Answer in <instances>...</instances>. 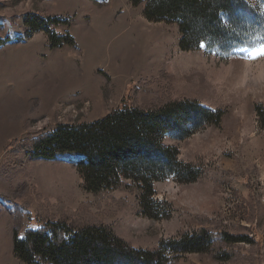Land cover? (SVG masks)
I'll return each mask as SVG.
<instances>
[{
	"label": "rangeland",
	"instance_id": "1",
	"mask_svg": "<svg viewBox=\"0 0 264 264\" xmlns=\"http://www.w3.org/2000/svg\"><path fill=\"white\" fill-rule=\"evenodd\" d=\"M101 24L118 26L108 42L88 32ZM51 33L70 43L52 46ZM180 37L177 24L147 20L130 0H0V264H23L13 251L17 205L20 237L46 222L103 224L134 249L164 245L161 264H264V57L245 51L264 47V38L184 51ZM169 100L196 101L220 118L183 141L166 138L196 177L154 184L158 219L142 213L130 189L88 192L77 156L10 167L15 139L89 123L123 104ZM200 228L247 240L217 236L205 252L171 254L173 242Z\"/></svg>",
	"mask_w": 264,
	"mask_h": 264
},
{
	"label": "trees",
	"instance_id": "2",
	"mask_svg": "<svg viewBox=\"0 0 264 264\" xmlns=\"http://www.w3.org/2000/svg\"><path fill=\"white\" fill-rule=\"evenodd\" d=\"M143 6V14L153 22L177 24L179 47L189 51L205 43L229 51L237 45L264 38V0H130ZM34 18V17H33ZM27 24L36 29L39 18ZM50 22H59L51 19ZM43 28V27H42ZM70 40V39H69ZM52 46L68 39L51 33ZM220 114L196 101L169 100L158 106H127L107 116L83 124L58 123L52 132L29 134L9 146L10 167H21L25 160H46L77 156L85 188L98 194L118 188L134 192L145 216L160 217L153 209L154 184L169 178L189 182L196 177L191 166L179 158L177 144L205 124H212ZM22 156V157H20ZM18 221L14 228L13 251L23 264H161L167 251L134 249L103 224L72 228L62 222H46L38 228H26L23 237V211L14 210ZM206 228L185 233L172 244V253L205 252L216 237L241 242L246 237L227 232L217 235Z\"/></svg>",
	"mask_w": 264,
	"mask_h": 264
},
{
	"label": "bare ground",
	"instance_id": "3",
	"mask_svg": "<svg viewBox=\"0 0 264 264\" xmlns=\"http://www.w3.org/2000/svg\"><path fill=\"white\" fill-rule=\"evenodd\" d=\"M97 27H99V28H97ZM95 29L93 28H90L89 30H88V32L89 31H91V32H93L94 34H95V38H97L98 39V41H100L101 43L103 42V41H107V39L112 35V33L115 31V29H116V27H118V26H115V25H112V26H107L106 24H101V25H98ZM134 32H137V31H135L134 30ZM93 33H92V35H93ZM113 37V36H112ZM111 37V38H112ZM141 37V36H140ZM94 38V39H95ZM96 39V40H97ZM105 41V42H106ZM109 41V40H108ZM107 41V42H108ZM118 43H119V41H118ZM104 44V43H103ZM261 49L262 47H260V46H258V47H256V48H253V49H251V50H249V49H245V51L247 52V51H257L258 52V49ZM236 50V49H235ZM253 53V52H252Z\"/></svg>",
	"mask_w": 264,
	"mask_h": 264
},
{
	"label": "snow or ice",
	"instance_id": "4",
	"mask_svg": "<svg viewBox=\"0 0 264 264\" xmlns=\"http://www.w3.org/2000/svg\"><path fill=\"white\" fill-rule=\"evenodd\" d=\"M201 46H203V45H201ZM257 56L264 57V47H262L258 52H254L252 54V56L249 57V58L250 59H255V58H257Z\"/></svg>",
	"mask_w": 264,
	"mask_h": 264
},
{
	"label": "clouds",
	"instance_id": "5",
	"mask_svg": "<svg viewBox=\"0 0 264 264\" xmlns=\"http://www.w3.org/2000/svg\"><path fill=\"white\" fill-rule=\"evenodd\" d=\"M168 72H169V74H172V75H176L177 74L176 73V69L174 67H172V66L169 67Z\"/></svg>",
	"mask_w": 264,
	"mask_h": 264
}]
</instances>
